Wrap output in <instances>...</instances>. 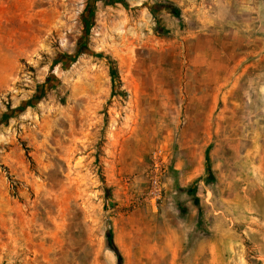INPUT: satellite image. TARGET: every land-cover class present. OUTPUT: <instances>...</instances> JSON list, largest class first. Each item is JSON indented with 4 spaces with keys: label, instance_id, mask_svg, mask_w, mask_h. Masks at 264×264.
Instances as JSON below:
<instances>
[{
    "label": "rangeland",
    "instance_id": "1",
    "mask_svg": "<svg viewBox=\"0 0 264 264\" xmlns=\"http://www.w3.org/2000/svg\"><path fill=\"white\" fill-rule=\"evenodd\" d=\"M9 55L0 264H264V0H0Z\"/></svg>",
    "mask_w": 264,
    "mask_h": 264
},
{
    "label": "built area",
    "instance_id": "2",
    "mask_svg": "<svg viewBox=\"0 0 264 264\" xmlns=\"http://www.w3.org/2000/svg\"><path fill=\"white\" fill-rule=\"evenodd\" d=\"M171 150L164 143H159L152 150L146 177L148 181V193L153 200H159L163 194V178L167 169L168 159L171 158Z\"/></svg>",
    "mask_w": 264,
    "mask_h": 264
},
{
    "label": "crops",
    "instance_id": "3",
    "mask_svg": "<svg viewBox=\"0 0 264 264\" xmlns=\"http://www.w3.org/2000/svg\"><path fill=\"white\" fill-rule=\"evenodd\" d=\"M8 59L10 64L3 67L1 71L3 76L1 75L2 77H0V88H6L7 86H9L11 84L12 76L15 74L14 66H12L11 64V55L8 56Z\"/></svg>",
    "mask_w": 264,
    "mask_h": 264
},
{
    "label": "trees",
    "instance_id": "4",
    "mask_svg": "<svg viewBox=\"0 0 264 264\" xmlns=\"http://www.w3.org/2000/svg\"><path fill=\"white\" fill-rule=\"evenodd\" d=\"M176 13L178 14V11H176ZM112 73H113V76L114 77H116V75H117V69L116 68H113V70H112ZM208 170L209 171H211V166H210V164L208 163ZM109 245L118 253V255H119V261H120V263H121V261H122V257H121V254L119 253V251H118V248H117V246L115 245V243H114V241H113V239H112V234H111V232H110V234H109Z\"/></svg>",
    "mask_w": 264,
    "mask_h": 264
}]
</instances>
